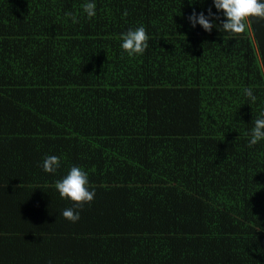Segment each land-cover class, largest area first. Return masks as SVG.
I'll list each match as a JSON object with an SVG mask.
<instances>
[{
    "label": "trees",
    "instance_id": "obj_1",
    "mask_svg": "<svg viewBox=\"0 0 264 264\" xmlns=\"http://www.w3.org/2000/svg\"><path fill=\"white\" fill-rule=\"evenodd\" d=\"M190 2L0 0V264H264V18L230 33ZM72 165L95 189L75 222Z\"/></svg>",
    "mask_w": 264,
    "mask_h": 264
},
{
    "label": "clouds",
    "instance_id": "obj_2",
    "mask_svg": "<svg viewBox=\"0 0 264 264\" xmlns=\"http://www.w3.org/2000/svg\"><path fill=\"white\" fill-rule=\"evenodd\" d=\"M200 2L203 3V0ZM212 5L217 11L222 10L225 19L220 21L219 28L226 32L238 33L242 31L245 27L244 21L249 17L264 18V0H212ZM82 9L88 17L95 16V0H84ZM65 14L72 16L71 12ZM215 16L216 13L212 12L210 7L207 13L203 10L197 12L193 9L187 19L192 27H196L198 24L205 31H211L213 26H217L212 19ZM147 39L148 36L143 25L135 28L130 27L121 33L120 48L125 50L129 56L140 54L147 47ZM243 91L246 97L255 99L251 88L245 87ZM261 139H264V110L253 121L246 142L251 146ZM40 166L45 172H54L59 167V158L56 155L46 154ZM55 188L61 198H67L74 202L71 207H66L61 211L64 218L73 222L77 221L80 216L76 209L83 203L92 201L95 195V189L89 186L87 173L78 165L70 166L66 174L55 182Z\"/></svg>",
    "mask_w": 264,
    "mask_h": 264
}]
</instances>
